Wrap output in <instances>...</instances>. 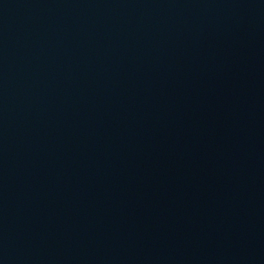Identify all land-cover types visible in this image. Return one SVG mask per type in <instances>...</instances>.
Wrapping results in <instances>:
<instances>
[{"label":"water","instance_id":"95a60500","mask_svg":"<svg viewBox=\"0 0 264 264\" xmlns=\"http://www.w3.org/2000/svg\"><path fill=\"white\" fill-rule=\"evenodd\" d=\"M0 264H264V0H0Z\"/></svg>","mask_w":264,"mask_h":264}]
</instances>
